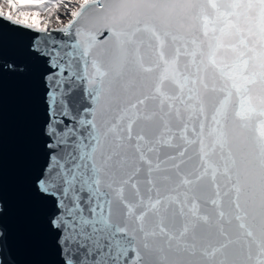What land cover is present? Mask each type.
I'll use <instances>...</instances> for the list:
<instances>
[{"label": "snow or ice", "instance_id": "obj_1", "mask_svg": "<svg viewBox=\"0 0 264 264\" xmlns=\"http://www.w3.org/2000/svg\"><path fill=\"white\" fill-rule=\"evenodd\" d=\"M77 3L0 0L46 34L0 80L40 70L58 264H264V0Z\"/></svg>", "mask_w": 264, "mask_h": 264}, {"label": "water", "instance_id": "obj_2", "mask_svg": "<svg viewBox=\"0 0 264 264\" xmlns=\"http://www.w3.org/2000/svg\"><path fill=\"white\" fill-rule=\"evenodd\" d=\"M15 27L0 29V54L3 61L26 63L22 53L30 38L46 34ZM43 93L40 70L31 64L26 73L6 72L0 80V264H58L55 238L47 229L49 206L37 199L33 186L44 163Z\"/></svg>", "mask_w": 264, "mask_h": 264}, {"label": "rangeland", "instance_id": "obj_3", "mask_svg": "<svg viewBox=\"0 0 264 264\" xmlns=\"http://www.w3.org/2000/svg\"><path fill=\"white\" fill-rule=\"evenodd\" d=\"M64 4L68 5V9L71 8H75L78 7V3L77 0H64ZM66 9L63 5L60 7V9L58 10V13H55L53 15V17L55 18L54 20H56V17L60 18V21L66 22V19H68L69 17H71L70 15V11ZM53 24H57V22H53Z\"/></svg>", "mask_w": 264, "mask_h": 264}, {"label": "bare ground", "instance_id": "obj_4", "mask_svg": "<svg viewBox=\"0 0 264 264\" xmlns=\"http://www.w3.org/2000/svg\"><path fill=\"white\" fill-rule=\"evenodd\" d=\"M42 18H44V17L42 16ZM54 19H55V18L52 16V17H51V23H50V27H56V28L60 27V26H61V24H59V25H57V26H56L55 24H53V22H54ZM62 24H65V23H62Z\"/></svg>", "mask_w": 264, "mask_h": 264}, {"label": "built area", "instance_id": "obj_5", "mask_svg": "<svg viewBox=\"0 0 264 264\" xmlns=\"http://www.w3.org/2000/svg\"><path fill=\"white\" fill-rule=\"evenodd\" d=\"M59 9H60V8H59ZM55 13H58V11H54L53 14H52V16H53ZM69 19H71V17H69L68 19H66V22H63V23L67 24V22H68ZM55 21H56V20H54V22H55ZM55 25L57 26V25H59V24H55ZM50 28H56V27H50Z\"/></svg>", "mask_w": 264, "mask_h": 264}]
</instances>
